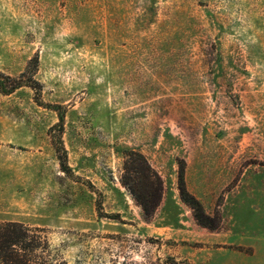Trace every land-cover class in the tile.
I'll return each instance as SVG.
<instances>
[{
  "label": "rangeland",
  "instance_id": "374dc122",
  "mask_svg": "<svg viewBox=\"0 0 264 264\" xmlns=\"http://www.w3.org/2000/svg\"><path fill=\"white\" fill-rule=\"evenodd\" d=\"M0 73L36 82L0 91V223L49 261L264 264V0H0ZM130 151L163 183L150 219Z\"/></svg>",
  "mask_w": 264,
  "mask_h": 264
},
{
  "label": "trees",
  "instance_id": "16d2710c",
  "mask_svg": "<svg viewBox=\"0 0 264 264\" xmlns=\"http://www.w3.org/2000/svg\"><path fill=\"white\" fill-rule=\"evenodd\" d=\"M22 83H29V87L34 89L33 85L36 82L32 78L23 81L0 73V91L4 94L11 93ZM61 129L60 126V131ZM61 151L65 157L64 149L62 148ZM123 170L121 178L123 186L139 204L145 219H150L155 213L163 191V183L159 175L143 155L133 151L127 154ZM177 185L181 201L190 207L197 223L207 227V218L200 202L186 188L183 169L179 170ZM42 234V230L21 223H0V264H63L49 261L46 255L49 244Z\"/></svg>",
  "mask_w": 264,
  "mask_h": 264
}]
</instances>
